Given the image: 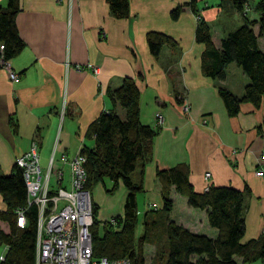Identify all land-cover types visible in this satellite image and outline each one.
<instances>
[{
    "label": "crops",
    "instance_id": "0c3cea01",
    "mask_svg": "<svg viewBox=\"0 0 264 264\" xmlns=\"http://www.w3.org/2000/svg\"><path fill=\"white\" fill-rule=\"evenodd\" d=\"M128 1V17L115 18L104 0H21L16 26L24 47L8 60L19 79L10 80L0 67V174H8L15 157L33 142L42 169L51 154L73 157L82 144L92 145L84 137L88 125L112 108L106 90L132 77L140 92L141 122L154 125L155 113L163 117L152 140V157L144 168L137 205L140 195L146 200L144 210L160 209L156 169L185 163L196 192L209 185L248 187L242 242L257 238L264 233V176L255 175L264 151V95L259 106L241 103L238 113L228 116L216 81L201 71L204 45L195 39L196 14L209 24L212 41L218 46L221 37L236 28L226 21L236 11L229 4L219 6V0H195L196 13L184 8L173 20L170 11L189 0ZM6 3L0 0L1 6ZM224 7L226 17L221 14ZM150 31L171 37L175 46L164 45L155 58L146 41ZM262 42L259 48L264 50ZM240 70L229 64L220 82L236 96L248 82ZM184 105L188 110L184 111ZM115 111L124 117L119 105ZM10 119L16 123L15 131ZM262 165L264 170V160ZM133 178L138 180L137 173ZM93 190L97 216L105 220L122 214L127 193L122 185L114 198L116 191L108 195L100 183ZM171 198L170 220L192 233L215 237L217 230L208 225L204 210L188 206L186 198L174 190ZM115 202L121 203V214L114 210ZM0 229L7 233L9 226L0 220Z\"/></svg>",
    "mask_w": 264,
    "mask_h": 264
},
{
    "label": "trees",
    "instance_id": "16d2710c",
    "mask_svg": "<svg viewBox=\"0 0 264 264\" xmlns=\"http://www.w3.org/2000/svg\"><path fill=\"white\" fill-rule=\"evenodd\" d=\"M104 1L113 17H128V0ZM194 2L189 0L176 6L170 11V17L177 19L184 8L196 13ZM246 2L219 0V6L229 4L240 14L242 24L222 36L218 46L214 45L211 28L202 17L195 27V39L204 45L201 71L216 81L217 93L228 116L236 115L241 103L259 106L264 95V50L259 48V41L264 43V0L251 6L256 13L253 18L243 12ZM19 10L18 0H7L5 6L0 5V67L24 47L16 26ZM254 25H257L256 32ZM146 41L155 58L159 57L164 45L175 46L171 37L157 31L147 32ZM229 64L240 68L248 78L240 96L220 84L225 80ZM105 94L112 108L102 111L88 125L84 137L92 140V145L84 143L80 149V154L85 157V188L90 197L98 183L107 194H113L119 185L127 193L123 212L116 217L120 219V226L114 229L104 222L102 234L98 231L99 206L90 199L93 255L109 259L128 256L131 264H145L143 246L160 226L164 247L156 256V264H264V233L242 242L245 199L250 194L248 187L239 190L231 186L209 185L203 192H196L189 182V168L185 163L156 169L162 204L160 209L148 208L143 213V232L135 234L138 222L136 195L143 191L144 168L151 160L152 140L158 128L140 120V92L134 78L124 77L119 86L107 89ZM117 105L124 111L122 118L115 111ZM10 122L15 131L16 123L13 119ZM134 173L138 175L137 181L133 178ZM106 180L110 182L109 187L105 185ZM172 190L185 197L188 206L206 212L208 225L217 230L215 237L192 233L170 220ZM0 195L5 204V210L0 211V220L9 226L7 233L0 229V244L7 246L0 264H34L37 206L34 203L27 206L22 170L17 165L14 164L8 174H0ZM19 208H26L27 222L23 227L16 225L15 210Z\"/></svg>",
    "mask_w": 264,
    "mask_h": 264
},
{
    "label": "built area",
    "instance_id": "2783aa9c",
    "mask_svg": "<svg viewBox=\"0 0 264 264\" xmlns=\"http://www.w3.org/2000/svg\"><path fill=\"white\" fill-rule=\"evenodd\" d=\"M2 48V47H0ZM8 65V62L4 63ZM8 77L19 79L9 67ZM161 119L162 115L157 113ZM264 151L260 156L259 171L263 175ZM85 157L78 153L73 157L51 155L47 166L39 164L38 146L33 142L29 148L14 159L22 170L26 187L27 206H37L35 264H131L128 256L109 259L93 255L92 212L89 191L85 188ZM209 178V173L205 174ZM156 208L155 205L152 206ZM26 208L15 210L16 225L23 227L27 222ZM115 223L114 219L110 220ZM7 246H3L0 261Z\"/></svg>",
    "mask_w": 264,
    "mask_h": 264
},
{
    "label": "rangeland",
    "instance_id": "374dc122",
    "mask_svg": "<svg viewBox=\"0 0 264 264\" xmlns=\"http://www.w3.org/2000/svg\"><path fill=\"white\" fill-rule=\"evenodd\" d=\"M256 1H259V0H247V2H246V5L244 4V10H243V12L246 14V16L247 17H250V18H253L254 16L256 17V13L254 12V10H253V8L251 7ZM252 8V9H251ZM236 13V14H235ZM224 17H226V16H228L229 14H228V11H227V7H224L223 8V11H222V13H221ZM240 14L239 13H237V12H234V14H232L230 17L228 16V17H226V21H228V22H230V24H232V26L235 28V27H237V26H239L241 23H242V20H240ZM199 19H200V16L198 15V14H196V21H197V23H198V21H199ZM253 29H254V31L256 32L257 31V25H254V27H253ZM263 43V42H262ZM232 65H234V64H232ZM1 67H3V68H5L6 69V71H7V73H8V66L7 65H5V64H3ZM238 68V67H237ZM241 71V70H240ZM14 73H16L15 71H14ZM17 75H18V77H19V74L18 73H16ZM230 79H231V77H230ZM232 79L233 80H235V76L234 77H232ZM237 79H238V76H237ZM186 110H188V106L187 105H184V111H186ZM162 121H163V117L160 119L158 116H157V113H155V115H154V125H152L154 128H158L160 125H161V123H162ZM263 152V151H262ZM262 152H260V156H261V154H262ZM79 153H80V151H79ZM51 155H53V154H51ZM50 155V156H51ZM54 156V155H53ZM43 161H41V163H42ZM15 164V163H14ZM16 165V164H15ZM47 166V165H46ZM259 170H261V169H259V168H257L256 169V171H259ZM255 171V172H256ZM256 176H258L257 174H255ZM263 176H264V170H263ZM159 183V182H158ZM105 185L107 186V187H109L110 186V182L108 181V180H106L105 181ZM102 186V185H101ZM102 188H103V186H102ZM94 189V188H93ZM103 191H104V188H103ZM117 192V191H116ZM114 193V196H113V198L114 197H116L117 195H119V193L117 192V193ZM92 195L94 194V190H92ZM104 193H105V191H104ZM107 194V193H106ZM90 195V194H89ZM108 195H110V194H108ZM179 195V194H178ZM181 196V195H180ZM181 197H183V196H181ZM90 199H91V197H90ZM146 204V200H144V198H142V196H140L139 195V198H138V205H137V220H138V222H137V224H136V227H135V234L136 235H139V234H141L142 232H143V222H142V219H143V213L145 212V211H147V209L146 210H144L145 209V205ZM153 205H155V204H151V206H153ZM156 206V205H155ZM102 208H103V210H106L107 209V206H106V204L104 203L103 205H102ZM152 209V208H151ZM114 210L116 211V210H119V214H121V212H122V206H121V203L119 202H115L114 203ZM100 213V212H99ZM170 213V212H169ZM248 214H250V212L248 213ZM251 215H255L254 214V212H252V214ZM119 215H115L114 217H109V218H107V219H102V217H100V214H99V216H97V218H98V220H99V225H98V231H99V233L100 234H102V232H103V223L104 222H108V225L111 227V228H117L118 226H120L119 224H120V219H117L116 217H118ZM169 216V215H168ZM111 219H114L115 220V223L114 224H111L110 223V220ZM162 225V224H161ZM163 226V225H162ZM184 227V226H183ZM4 228H6L5 226H4ZM161 227L159 226V228H156V230L155 231H153L154 233L153 234H155V235H153V234H151V239H150V241L148 242V243H146V244H144V246H143V249H144V258H145V264H156V256L159 254V252L160 253H162L163 251H161L162 250V248L164 247V243H163V240H164V238H163V240H161L160 238H162L163 237V235H162V233H161ZM188 230V229H187ZM156 231L157 232H159L160 233V235L159 236H157L159 239L157 240V242H156ZM205 235V234H204ZM35 239H36V237H35ZM0 250H2L3 251V245H0ZM2 251L0 252V254L2 253ZM34 264H35V262H34ZM258 264H260V263H258Z\"/></svg>",
    "mask_w": 264,
    "mask_h": 264
},
{
    "label": "water",
    "instance_id": "95a60500",
    "mask_svg": "<svg viewBox=\"0 0 264 264\" xmlns=\"http://www.w3.org/2000/svg\"><path fill=\"white\" fill-rule=\"evenodd\" d=\"M19 8H21V0H18Z\"/></svg>",
    "mask_w": 264,
    "mask_h": 264
},
{
    "label": "bare ground",
    "instance_id": "6f19581e",
    "mask_svg": "<svg viewBox=\"0 0 264 264\" xmlns=\"http://www.w3.org/2000/svg\"><path fill=\"white\" fill-rule=\"evenodd\" d=\"M37 216V215H36Z\"/></svg>",
    "mask_w": 264,
    "mask_h": 264
}]
</instances>
